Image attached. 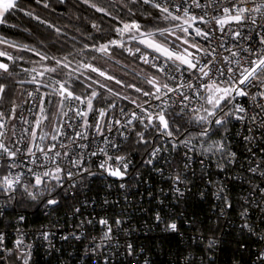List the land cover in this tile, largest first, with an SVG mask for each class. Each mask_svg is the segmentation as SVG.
Returning <instances> with one entry per match:
<instances>
[{"label":"snow or ice","instance_id":"snow-or-ice-1","mask_svg":"<svg viewBox=\"0 0 264 264\" xmlns=\"http://www.w3.org/2000/svg\"><path fill=\"white\" fill-rule=\"evenodd\" d=\"M0 28V264H264V0H0Z\"/></svg>","mask_w":264,"mask_h":264},{"label":"trees","instance_id":"trees-1","mask_svg":"<svg viewBox=\"0 0 264 264\" xmlns=\"http://www.w3.org/2000/svg\"><path fill=\"white\" fill-rule=\"evenodd\" d=\"M53 2L55 3V0H53ZM63 11H64L63 8L57 7L56 12L53 13V14H51V15H48V18L51 19V20L56 21L57 23H67V21L61 16V13ZM79 14L80 15L91 16L92 15V12H91V10L82 9ZM42 15H47V13H42ZM26 22H27V19L25 18V23ZM0 30H3V31H13V30H8V29H3V28H0Z\"/></svg>","mask_w":264,"mask_h":264},{"label":"built area","instance_id":"built-area-1","mask_svg":"<svg viewBox=\"0 0 264 264\" xmlns=\"http://www.w3.org/2000/svg\"><path fill=\"white\" fill-rule=\"evenodd\" d=\"M143 191V189H141V192ZM137 200L141 199V196L138 194L137 197H136ZM150 198L147 197V195L145 194L144 195V207L145 208H148V207H151L152 205H150L147 201L149 200ZM155 203V202H153ZM143 236V233H141V237ZM161 259H164V257H160ZM38 264H43V259H40L38 258Z\"/></svg>","mask_w":264,"mask_h":264}]
</instances>
